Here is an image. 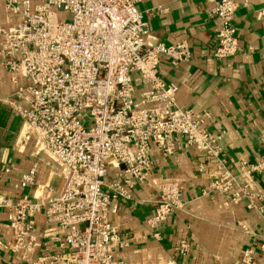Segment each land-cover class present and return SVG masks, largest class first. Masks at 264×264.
<instances>
[{"label":"built area","instance_id":"obj_1","mask_svg":"<svg viewBox=\"0 0 264 264\" xmlns=\"http://www.w3.org/2000/svg\"><path fill=\"white\" fill-rule=\"evenodd\" d=\"M138 1L3 0L7 12L20 17L0 27V55L18 85L22 139L35 138L63 179L61 189L47 187L39 197H24L10 212V247L24 257L40 238L59 241L61 251L40 255L32 264H126L115 258L122 242L109 216L118 201L133 199L132 188L149 183L154 148L171 156L184 142L195 145L216 167L203 194L246 198L248 208L264 212L250 181L264 170V159L232 171L221 155L220 137L205 126L206 114L177 103L178 87L163 79L162 63L178 66L190 59L189 44L150 42ZM208 2L220 25L212 54L235 56L241 49L234 23L238 1ZM21 76L29 83H19ZM19 183L35 186L37 168L22 173ZM182 195L176 181L163 183L150 225L179 210ZM6 204L0 193V206ZM41 208L46 226L39 231L35 215ZM250 259L246 251L244 261Z\"/></svg>","mask_w":264,"mask_h":264},{"label":"crops","instance_id":"obj_2","mask_svg":"<svg viewBox=\"0 0 264 264\" xmlns=\"http://www.w3.org/2000/svg\"><path fill=\"white\" fill-rule=\"evenodd\" d=\"M237 1L234 23L241 49L224 59L212 54L220 25L208 0H139L137 4L148 21L150 42H188L190 59L178 66L164 61L163 79L177 85L181 107L206 114L205 126L220 137L221 155L234 172L241 163L264 159V15L260 14L264 0ZM19 18L9 14L0 0V27ZM19 83L29 81L21 76ZM17 89L0 55V193L7 201L0 206V264H32L40 255L61 251L52 237L40 238L25 257L10 247L12 207L24 197H39L44 188L57 190L63 185L57 166L38 151L35 138L22 139ZM152 156L149 183L132 188L133 199L118 201L117 211L109 216L122 242L116 259L126 264H264V212L248 208L246 198L233 201L202 193L216 174L212 160L185 142L174 155L164 156L154 148ZM32 166L37 168V184L23 188L19 178ZM168 181L179 183L183 204L153 227L148 221L155 213L160 187ZM250 181L261 196L256 198L258 204H264V170L253 173ZM35 221L39 231L44 229L43 208ZM246 251H250L249 263L244 261Z\"/></svg>","mask_w":264,"mask_h":264},{"label":"rangeland","instance_id":"obj_3","mask_svg":"<svg viewBox=\"0 0 264 264\" xmlns=\"http://www.w3.org/2000/svg\"><path fill=\"white\" fill-rule=\"evenodd\" d=\"M67 18L70 19V14L67 15Z\"/></svg>","mask_w":264,"mask_h":264}]
</instances>
